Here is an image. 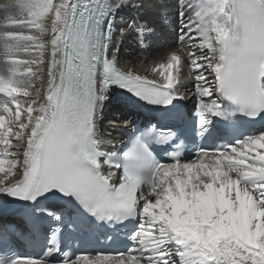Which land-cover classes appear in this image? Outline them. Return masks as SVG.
I'll return each instance as SVG.
<instances>
[{
	"label": "snow or ice",
	"instance_id": "1",
	"mask_svg": "<svg viewBox=\"0 0 264 264\" xmlns=\"http://www.w3.org/2000/svg\"><path fill=\"white\" fill-rule=\"evenodd\" d=\"M178 3L187 57L172 52L143 74L117 66L127 30L118 21L132 0L5 7L0 195L21 204L42 255L17 253L8 243L14 230L0 226V264H264V128L240 120H264V0ZM127 28L142 43L153 31L147 21ZM189 77L198 140L152 124L118 150H100L98 125L116 89L171 113L188 98L181 89ZM210 140L211 149L199 142ZM154 145L166 146L172 162ZM65 230L105 239L126 230L129 247L78 255Z\"/></svg>",
	"mask_w": 264,
	"mask_h": 264
},
{
	"label": "bare ground",
	"instance_id": "2",
	"mask_svg": "<svg viewBox=\"0 0 264 264\" xmlns=\"http://www.w3.org/2000/svg\"><path fill=\"white\" fill-rule=\"evenodd\" d=\"M14 2L16 0H0V18L3 17L5 7ZM140 4L143 6H135ZM158 4H163L165 7L160 8L156 6ZM178 12V0H132V6L125 8L120 13L118 21L120 26L127 30L120 41L117 66L123 69L132 67L135 71L143 74L154 62L166 60L172 52H177L182 59H186L187 48L179 39L180 20ZM133 21H147L152 26L153 31L143 38V43L136 31L127 28V25ZM181 71L184 76H187L191 70L185 64ZM194 84V78L189 77L184 80L181 89L188 98L180 101L191 110L196 108L193 96ZM4 99L3 94H0V101ZM143 111L144 109L134 102L113 93L111 101L104 108L103 119L98 125L99 139L105 141L101 143L100 149L107 152L114 150L116 144L124 140V135L131 131L134 118L142 116ZM262 128H264V124L259 127V129ZM107 140H113L115 147L107 144Z\"/></svg>",
	"mask_w": 264,
	"mask_h": 264
}]
</instances>
